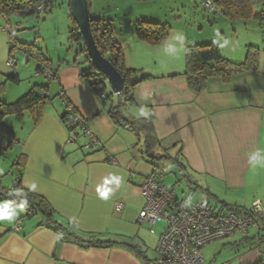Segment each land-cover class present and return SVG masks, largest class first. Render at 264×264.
<instances>
[{
    "label": "crops",
    "instance_id": "1",
    "mask_svg": "<svg viewBox=\"0 0 264 264\" xmlns=\"http://www.w3.org/2000/svg\"><path fill=\"white\" fill-rule=\"evenodd\" d=\"M223 20L224 27L232 24ZM258 25L263 38L262 49L254 45L259 50L258 71L234 76L226 84L209 79L199 94L189 90L182 76L183 51L175 57L167 55L166 41L148 47L134 39L135 50L130 55L134 62L125 57L128 68L151 77L136 87V106L131 107L134 115L127 119L152 115L160 143L156 154H177L185 173L192 177V190L205 191L222 209L224 205L248 209L257 201L264 205V163L253 167L248 161V155L257 150L264 154V23ZM215 39L212 36L211 41ZM225 59L240 63L229 56ZM51 63L57 75L45 84L49 102L40 121L34 126L27 115L25 134H14L19 152L13 181L20 174L21 186L51 206L55 221L66 229V240L61 241L43 217L23 218L19 210L12 221L0 222V264H145L156 257L155 248L164 230L163 226L150 246L140 235L142 224L137 221L144 205L141 187L154 166L142 155L135 135L113 124L106 105L81 80L80 69L66 59L57 60V66ZM14 67L8 69L19 80ZM31 84L42 85L35 80ZM12 95L13 99L21 97L13 90ZM8 101L2 98L0 103ZM65 104L99 141L96 151L85 152L82 136L69 134L61 123ZM142 110L147 115H142ZM110 173L120 176L121 183L118 188L108 185L114 191L103 200L96 187ZM33 183L36 191L29 187ZM119 204L121 211L116 210ZM16 226L20 228L17 231ZM234 237L238 238L230 240ZM95 240L110 245L86 244ZM224 241H219L223 244L208 264H264V220L249 228L246 236Z\"/></svg>",
    "mask_w": 264,
    "mask_h": 264
},
{
    "label": "rangeland",
    "instance_id": "2",
    "mask_svg": "<svg viewBox=\"0 0 264 264\" xmlns=\"http://www.w3.org/2000/svg\"><path fill=\"white\" fill-rule=\"evenodd\" d=\"M68 2L69 0H56L53 7L39 17L9 18L10 24H20L14 34L16 47L12 51H10V36L7 32L2 31V28L5 27V19L0 15V60L1 58L2 60L4 59V66L0 68V100L2 98L10 100L6 104L17 100L13 99L15 94L12 95V90L20 93V96H24L33 87L31 84L33 80L42 84L39 86L46 87V79L35 77V67L38 60L34 56L22 52L18 48L19 44L29 45L34 54L39 51L43 58L54 62L56 66L57 60L63 61L66 59L68 63L77 66L83 73L88 74L89 64L85 60L83 43L70 40L69 31L73 28V20L69 15ZM87 2L90 17L107 25L113 37L120 44L124 54L125 65V57L133 61L130 55L135 50L132 41L136 39L133 27L136 21L168 25L170 27L169 36L182 33L186 38V47L212 42V36H216L217 32H224L223 35H220L229 38L232 43L227 47L221 48V54L225 58L229 56V59L235 62L241 63L244 61L247 46L258 45L260 49L263 48L262 29L259 28L256 21L235 22L224 27L222 25L224 18L215 11L210 12L199 0H147L143 2L135 0H87ZM255 9L259 10L258 7ZM10 55L16 62L14 69L19 71L20 82L17 85L7 80L8 77H15V72L8 69L5 64L11 59ZM184 67L183 50V70ZM15 78L17 79V77ZM106 93H112L109 85H107ZM56 100L59 102V99ZM134 111V108L128 107L122 108L121 112L125 118H128ZM28 123L27 114L6 116L3 120V124L13 130L16 137L25 134ZM82 139L83 143L84 138L82 137ZM15 141L17 142L18 139L16 138ZM15 141L9 142L5 138L1 140V146L4 150L0 158V184L5 188L12 187L16 173L14 163L19 150ZM155 153L157 152L155 151ZM161 156L162 158L155 157L157 160L153 163L163 173L164 179L162 182L167 188L173 190L180 198L190 196L194 201L208 202L212 206H217L218 211L226 213V210L220 206V202L205 196V191L192 190L194 187L189 184L192 177L187 174H185L187 177L182 176L175 164L176 154L164 152ZM215 194L223 196V193L215 192ZM258 223L260 224L261 221ZM162 227V224L153 226L142 224L140 226V235L144 236L146 243L151 246L154 238L161 232ZM153 232L155 234H152ZM237 238L234 237L230 240ZM222 244V242H216L202 249L201 255L205 259L206 264L212 260L213 255L218 254L217 252Z\"/></svg>",
    "mask_w": 264,
    "mask_h": 264
},
{
    "label": "trees",
    "instance_id": "3",
    "mask_svg": "<svg viewBox=\"0 0 264 264\" xmlns=\"http://www.w3.org/2000/svg\"><path fill=\"white\" fill-rule=\"evenodd\" d=\"M55 1L56 0H0V15L7 20L11 17H39L42 13L50 10ZM135 1L143 2L147 0ZM199 1L203 4L209 2L213 7V11L222 15L229 23L244 22L248 20H254L258 24L264 23V0ZM40 6H42V12L39 14L37 9ZM256 7H258L259 10H256ZM133 27L135 38L149 47H157L163 44L170 33V27L168 25L155 22L136 21L134 22ZM90 31L94 44L100 54L109 61L123 78L124 88L121 93L116 95L106 93L108 85L106 78L91 67L84 44L83 52L85 54V60L89 64V69L88 74H85L80 70V78L88 85L98 99L100 95H105L104 100H99L106 105L107 115L113 124L119 128L127 129L135 135L138 144H140L143 149L142 155L154 166V169H157L153 162L157 160L155 157L162 158V156H156L155 153V150L160 146V143L153 130L152 115L145 118H134L129 120L125 118L121 112L122 108L136 106L134 98L136 87L142 82L148 81L151 77L143 74L141 71L130 69L125 65L123 50L113 37L111 30L107 25L90 17ZM69 36L72 42L81 41L83 43L81 35L74 22L73 28L69 31ZM9 38L11 45L10 51H12L16 47V43L14 42V37L10 36ZM18 48L22 52L34 56L38 60L35 71L50 72L56 77L57 73L52 70L51 61L43 58L39 51L34 54L31 51L30 46L26 44H19ZM184 59L185 67L182 76L185 77L189 90L196 94H199L206 89L207 81L209 79L217 78L226 84L234 76L249 72L254 73L259 69V50L252 45L247 46L244 61L241 63H234L225 59L220 52L219 46L214 44L213 41L185 47ZM171 77H175V75H172ZM7 80L15 85L19 82L15 77H8ZM47 91V85L46 87L33 85L24 96H21L15 102L9 104L0 103V158L3 155L4 150L1 146V140L5 138L9 142H13L15 138L13 130L3 124L4 118L6 116L27 114L30 117L32 124L35 126L40 121L45 106L49 102ZM67 106L69 105L65 104L64 112L60 116L63 125L65 124V110ZM67 131L69 134L77 136L75 131ZM177 156L178 155L176 154L175 164L182 176L187 177L185 175V167L181 165ZM16 167H18V164H16ZM15 189L23 190L28 200L27 206L22 209L23 218L30 219L35 216L43 217L49 229L53 230L59 236L61 241L66 240L64 237L66 229L55 221L54 212L51 206L42 197L28 192L21 186L20 174L16 176L11 188H5L0 184V201L17 200L16 197L9 195V192ZM224 206L223 209L225 208L226 211H233L239 214H243L248 210L227 207L226 205ZM258 222L256 223V226ZM69 226L73 228V226ZM86 244L92 247H107L110 245L109 243H103L96 240L88 241Z\"/></svg>",
    "mask_w": 264,
    "mask_h": 264
},
{
    "label": "built area",
    "instance_id": "4",
    "mask_svg": "<svg viewBox=\"0 0 264 264\" xmlns=\"http://www.w3.org/2000/svg\"><path fill=\"white\" fill-rule=\"evenodd\" d=\"M204 6L210 12L213 11L209 2ZM37 11L40 14L42 6ZM18 26L19 23L10 24L5 19L2 31L14 37ZM13 59L11 57L6 62L8 67L15 66ZM35 77H42L47 81L55 79L50 72L41 71H35ZM99 99L104 100L105 95H100ZM65 113V129L73 130L84 138L82 149L85 152L96 151L99 141L84 120L71 106L66 107ZM111 163L115 164L113 160ZM163 179V173L153 169L141 187L144 205L138 213V223L164 226L155 248L156 257L145 264H205L201 255L204 247L235 235L246 236L249 228L264 220V205L259 201L252 203L243 214L233 211L222 213L210 204L192 200L190 196L178 197L163 184ZM122 209L121 204L116 207L117 211ZM19 229V226L15 227L16 231Z\"/></svg>",
    "mask_w": 264,
    "mask_h": 264
},
{
    "label": "clouds",
    "instance_id": "5",
    "mask_svg": "<svg viewBox=\"0 0 264 264\" xmlns=\"http://www.w3.org/2000/svg\"><path fill=\"white\" fill-rule=\"evenodd\" d=\"M216 37L217 39H215L213 43L217 44L220 48L227 47L232 43L229 38L221 36L219 32L216 33ZM185 39L182 33H176L170 38H167L164 46L165 53L173 57L177 56L184 50ZM141 114L147 115L143 110ZM248 161L253 167L260 165L264 163V154H262L260 150H257L248 155ZM120 183L121 177L110 173L108 177L103 178L102 182L97 185L96 192L101 199L107 200L109 195L114 191V189L108 187V185H115L118 188ZM29 187L32 191L37 190V185L35 183L29 185ZM9 195L16 197L17 200L0 201V222L12 221L17 216L18 211L24 209L28 204L26 194L21 189L11 191Z\"/></svg>",
    "mask_w": 264,
    "mask_h": 264
},
{
    "label": "water",
    "instance_id": "6",
    "mask_svg": "<svg viewBox=\"0 0 264 264\" xmlns=\"http://www.w3.org/2000/svg\"><path fill=\"white\" fill-rule=\"evenodd\" d=\"M68 11L81 35L91 67L106 78L113 94L121 93L124 88L123 78L100 54L94 44L90 31V12L87 0H69Z\"/></svg>",
    "mask_w": 264,
    "mask_h": 264
}]
</instances>
